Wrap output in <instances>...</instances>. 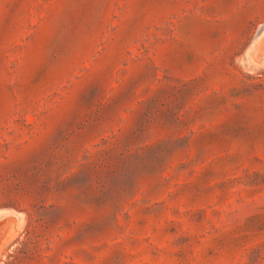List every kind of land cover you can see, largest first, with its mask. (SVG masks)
Masks as SVG:
<instances>
[{
  "label": "rangeland",
  "instance_id": "1",
  "mask_svg": "<svg viewBox=\"0 0 264 264\" xmlns=\"http://www.w3.org/2000/svg\"><path fill=\"white\" fill-rule=\"evenodd\" d=\"M0 264H264V0H0Z\"/></svg>",
  "mask_w": 264,
  "mask_h": 264
}]
</instances>
